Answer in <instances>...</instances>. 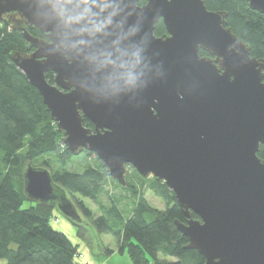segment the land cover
<instances>
[{
  "label": "water",
  "instance_id": "95a60500",
  "mask_svg": "<svg viewBox=\"0 0 264 264\" xmlns=\"http://www.w3.org/2000/svg\"><path fill=\"white\" fill-rule=\"evenodd\" d=\"M247 1L264 13V0ZM40 12L39 0H0V23L27 41V51L14 50L10 58L40 92L70 152L95 153L124 186L128 166L164 181L187 218L175 221L186 248L202 254L204 264H264V159L258 155L264 58L251 55L228 25V13L209 10L204 0H149L140 18V35L149 37L147 86L96 103L73 88L74 80H86L83 69L46 54L41 37L30 32L43 24ZM161 20L166 33L158 36ZM136 22L133 16L129 25ZM24 193L81 221L45 166L27 165Z\"/></svg>",
  "mask_w": 264,
  "mask_h": 264
},
{
  "label": "trees",
  "instance_id": "16d2710c",
  "mask_svg": "<svg viewBox=\"0 0 264 264\" xmlns=\"http://www.w3.org/2000/svg\"><path fill=\"white\" fill-rule=\"evenodd\" d=\"M204 1L209 10L226 11L228 25L248 43L251 55L264 58V13L252 9L247 0ZM30 32L41 37L37 28ZM155 33L158 36L166 33L162 20L156 24ZM26 47L21 31L0 23V261L4 264H90L82 259L79 244L56 225L62 213L57 204L35 201L24 206L28 198L24 193V171L29 163L46 154L54 155L62 164L75 157L63 142L64 134L58 130L40 92L10 58L12 51H26ZM200 54L208 53L201 50ZM47 77L53 82L54 73H47ZM84 124L94 127L87 118ZM83 153L93 157L96 164L81 173L52 172L53 180L66 190L78 209L80 222L62 215L77 226L82 239L90 236V226L100 234L110 233L118 251H127L133 264L205 263V257L197 250L186 248L188 238L175 223L176 220L186 222L187 218L174 192L153 175L151 179L150 175L144 177L137 171L143 183L151 179L149 187L162 198L164 208L154 207L140 197L127 210L129 216L125 219L117 201L110 197V205L105 209L122 221L120 227L113 225L104 213H95L84 198L98 203L108 180L114 178L95 153ZM258 155L264 159V145ZM44 165L47 167L50 162ZM127 181L124 187L130 188V180ZM192 216L199 218L195 212ZM111 252L113 249L106 248L107 254Z\"/></svg>",
  "mask_w": 264,
  "mask_h": 264
},
{
  "label": "clouds",
  "instance_id": "9594fccd",
  "mask_svg": "<svg viewBox=\"0 0 264 264\" xmlns=\"http://www.w3.org/2000/svg\"><path fill=\"white\" fill-rule=\"evenodd\" d=\"M149 0H39L43 24L40 43L46 54H59L86 73L83 88L94 102H108L145 88L148 34L140 18ZM140 9V12H137ZM137 22L129 25L131 17ZM139 37V41L136 38Z\"/></svg>",
  "mask_w": 264,
  "mask_h": 264
},
{
  "label": "rangeland",
  "instance_id": "374dc122",
  "mask_svg": "<svg viewBox=\"0 0 264 264\" xmlns=\"http://www.w3.org/2000/svg\"><path fill=\"white\" fill-rule=\"evenodd\" d=\"M46 162H50V165H47V168L51 170V173L65 170L81 173L88 166L96 164V161L93 159V157H89L86 153L75 155V157L67 164H62L61 162H59L54 155L46 154L33 160L32 164L34 166H45L44 164ZM133 168L134 167L129 166L126 172V179L130 180V188L119 186L115 179H110L108 180V184L105 186L103 192L101 193L99 199L100 203L94 202V200H91L89 198H84L85 203L95 213H104L110 219L113 225L117 224V226L119 227L122 226V221L117 220L114 216L110 215L106 211L111 202L109 200L110 197H113L117 201L119 207L122 209V214L125 219L129 216L127 210L130 209L131 206L134 207L135 202L140 197H144L149 202V204L154 207H157L159 209L165 207L162 198L159 197L149 187V181H151L152 175H150V180L148 179L145 183H143L142 180L138 178L137 171L135 170V168ZM69 198H71V196ZM71 200L73 199L71 198ZM34 203L35 201L27 198L25 200L24 206L28 207ZM60 215L61 216L56 222V225L59 229L66 232V234L75 243L79 244V252L83 254V260H85L86 257L92 258L93 262L96 261L95 264H97V262H100L101 260H107V258H109L106 264H133L127 251L123 253L118 251L115 239L112 234H100L96 231V228L94 229V227L90 226V236L87 235L86 239H82L78 234L77 226H75V224H73L69 219L65 218L62 213ZM89 238H91V240H89ZM106 248L113 249V252L107 254ZM0 264H4V261L1 260Z\"/></svg>",
  "mask_w": 264,
  "mask_h": 264
},
{
  "label": "crops",
  "instance_id": "0c3cea01",
  "mask_svg": "<svg viewBox=\"0 0 264 264\" xmlns=\"http://www.w3.org/2000/svg\"><path fill=\"white\" fill-rule=\"evenodd\" d=\"M57 221H58V219H57ZM108 260H109V258H107V260H101L100 262H97V264H106L108 262ZM85 261L90 263V264H95V262H96V261L93 262L92 258H88V257L85 258ZM150 264H154V263H150Z\"/></svg>",
  "mask_w": 264,
  "mask_h": 264
},
{
  "label": "flooded vegetation",
  "instance_id": "af4514ba",
  "mask_svg": "<svg viewBox=\"0 0 264 264\" xmlns=\"http://www.w3.org/2000/svg\"><path fill=\"white\" fill-rule=\"evenodd\" d=\"M3 22H1V24H2ZM27 49V48H26ZM33 50V49H32ZM27 51V50H26Z\"/></svg>",
  "mask_w": 264,
  "mask_h": 264
}]
</instances>
